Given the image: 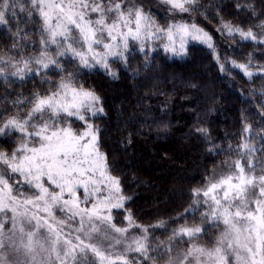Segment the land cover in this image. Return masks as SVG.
<instances>
[{"label":"snow or ice","instance_id":"obj_1","mask_svg":"<svg viewBox=\"0 0 264 264\" xmlns=\"http://www.w3.org/2000/svg\"><path fill=\"white\" fill-rule=\"evenodd\" d=\"M160 2L173 14L198 12L200 7V0ZM21 24L40 26L25 31ZM4 25L12 43L7 51L0 50V80L23 84L40 77L41 87L49 88L18 96L11 101L16 111L6 118L0 115V136L19 134L10 152L0 151V264H158L165 256V264H264V174H254L258 164L252 159L256 149L248 142L251 125H245L247 135L239 146L247 165L237 159L233 171L192 189V206L173 221L187 220L203 207L200 223L179 224L167 240L153 245L151 232L166 228L167 222L138 224L126 208L131 197L123 195L120 179L110 174L108 158L100 151V129L89 121V114L104 112L101 98L78 83L82 69L97 65L115 77L109 61L127 63L132 42L146 56L155 51V41L174 56L186 55L190 40L207 44L215 53L208 31L183 21L162 26L137 0H0ZM217 31L264 45V21L245 30L221 20ZM34 35H39L38 49ZM215 59L220 62L218 54ZM252 59L250 53L248 63L231 64L252 78ZM66 60L76 63L75 70L68 71ZM220 68L225 71L223 63ZM53 74L58 81L49 79ZM24 108L28 111L22 115ZM261 117L264 121V112ZM76 120L82 130L73 127ZM119 209L125 210V226L114 221L113 210ZM221 224L214 243H199L209 225ZM132 231L139 234L130 235ZM177 243L188 246L173 256Z\"/></svg>","mask_w":264,"mask_h":264},{"label":"trees","instance_id":"obj_2","mask_svg":"<svg viewBox=\"0 0 264 264\" xmlns=\"http://www.w3.org/2000/svg\"><path fill=\"white\" fill-rule=\"evenodd\" d=\"M249 5L254 7L256 15ZM181 19L208 31L213 37L215 53L202 43L190 41L186 55L174 56L164 51L161 41H155L152 45L155 51H148L146 56L139 51L138 44H132L127 63L109 61L115 77L100 66L78 73V83L94 89L101 98L99 106L104 112L95 117L89 114V121L100 129V151L108 158L110 174L120 179L123 195L131 197L126 208L133 212L138 224L167 222L166 228L151 232L153 245L166 240L179 224L200 223L203 207L194 216L189 213L187 220L173 222L192 206V189L206 186L212 176L233 171L237 159L247 165L248 157L242 158L239 148L245 142L246 124L252 128L249 145L256 149L252 154L258 164L254 174H264V140L261 139L264 71L260 70L264 67V45L242 41L238 35L233 39L217 31L221 20L245 30L260 24L264 21V0H200L199 11L185 13ZM158 23L164 25L161 19ZM39 26L21 24L25 31ZM8 27L0 26L3 51L12 43ZM11 30H16L15 23ZM32 39L38 49L39 35ZM27 51H31L30 44ZM250 53L253 56L250 70L256 73L252 78L231 64L232 60L248 63ZM221 63L225 71H221ZM76 66L65 61L68 71ZM40 79L29 78L23 84L0 80V115L6 118L16 111L11 101L18 96L30 97L34 91L48 89V84L41 87ZM49 79L58 81L59 76L53 74ZM27 111L24 108L21 114ZM73 127L81 130L83 124L75 121ZM18 136H0V151L10 152ZM124 215V209L113 210L117 226H124ZM221 230V226L209 225L199 243H214Z\"/></svg>","mask_w":264,"mask_h":264},{"label":"rangeland","instance_id":"obj_3","mask_svg":"<svg viewBox=\"0 0 264 264\" xmlns=\"http://www.w3.org/2000/svg\"><path fill=\"white\" fill-rule=\"evenodd\" d=\"M143 3L144 5V9L146 12H151L152 15H153V18L157 21V23L159 22V19H161V21L164 22V25L162 26H167L168 23H171V22H180V21H183L185 22L184 20L186 19H181L182 16H184L185 13H180V12H176V13H171L169 12V6L168 5H165V4H162L160 2V0H137V3ZM94 15V14H93ZM160 24V23H159ZM190 41H195V40H190ZM189 41V42H190ZM195 42H199V41H195ZM201 43V42H199ZM132 44H137L135 42H132ZM204 44V43H202ZM207 46V44H204ZM99 66V65H97ZM78 120H76L77 122ZM75 122V121H74ZM82 130V129H81ZM19 143V136H18V141H17V144ZM0 167H3V166H0ZM13 183H15V180H13ZM28 191H34V189H26ZM81 194H82V190H81ZM254 207V205H253ZM204 211V210H203ZM203 211L201 213H203ZM56 215L58 217H61L63 216V213H60L59 211H57ZM200 217H201V214H200ZM125 223L124 222V226H125ZM193 226V225H191ZM221 227H222V230H223V225L221 224ZM221 230V231H222ZM220 231V232H221ZM139 232L138 231H132L130 232V235H138ZM220 234V233H219ZM219 236V235H218ZM168 239V238H167ZM166 239V240H167ZM178 244V243H177ZM176 244V245H177ZM180 244V243H179ZM212 246V245H211ZM210 246V247H211ZM187 248V246L183 247L182 244H180L179 247H175L174 250H173V253L172 255L173 256H176L178 255L179 253H181L182 251H184L185 249ZM179 249V250H178ZM89 258L90 259H93L95 260V257L93 256V254L91 252H89ZM133 258H136V254H130ZM167 260V256H165L163 259H160V262L158 264H165V261ZM149 264H152V262L150 261Z\"/></svg>","mask_w":264,"mask_h":264}]
</instances>
